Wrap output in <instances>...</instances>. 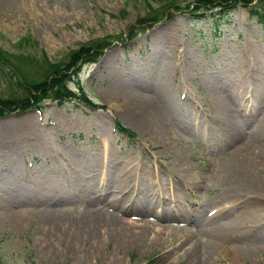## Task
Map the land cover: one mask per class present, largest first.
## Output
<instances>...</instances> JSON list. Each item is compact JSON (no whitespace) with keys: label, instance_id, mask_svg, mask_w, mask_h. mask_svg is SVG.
Masks as SVG:
<instances>
[{"label":"rangeland","instance_id":"rangeland-1","mask_svg":"<svg viewBox=\"0 0 264 264\" xmlns=\"http://www.w3.org/2000/svg\"><path fill=\"white\" fill-rule=\"evenodd\" d=\"M189 1L175 0L184 8L147 25L145 14L150 7L146 4L162 10L161 4L168 0H0V47L8 53L36 55L38 59L46 55L55 61L87 40L103 41L117 35L123 38V42L103 50L94 62L89 60L78 70L83 90L100 108L88 109L71 100L56 105L47 99L40 110L29 108L0 117V125L13 129L24 128L28 120L38 128L35 139L23 140L17 138V132L10 134L16 142L0 152V264H105L104 255L111 252L112 243H101L95 250L86 242L82 246L68 244L76 235L80 238L82 233L78 232L83 226L102 212V206L86 196L82 187L85 179L107 185L114 181L117 167L142 166V171L133 173L136 185L146 195L164 182L159 179L155 184L148 174L151 170L177 165L174 144L170 143L168 149L165 143L153 141L137 122L135 111L124 105L119 80L131 72L145 76L146 80L141 78L146 81L144 85H157L162 81V69L171 67L167 94L173 101L177 126L182 128L184 118L202 121L191 132L185 129L175 141L184 164L181 166H203L197 169L202 174L198 178L199 182L200 176L203 178L201 185L194 188L187 182V189H179L178 193L189 198L193 208L203 215L215 214L223 206L226 210L220 213V222L232 216L243 223L241 218L252 213L255 202L247 200L251 192L238 202L230 184L204 177L209 167L228 163L229 156L236 153L235 143L248 146L255 141L264 150V23L259 21L260 16L264 17V1L252 6L237 3L230 9L211 6L201 10L200 15H195L197 10L191 5L186 7ZM130 30L135 33L127 40L124 36ZM109 52L114 54L107 60ZM244 62L255 69L248 70ZM25 70L38 76L33 67ZM235 71L246 78L235 82ZM4 76L0 73V95L8 90ZM221 78H226L229 86L221 93L230 96V112L237 120L227 128L215 121L219 97H214V92L218 94L216 84ZM114 121L124 124L134 135L118 132ZM103 139L107 141L106 154ZM248 157L256 166L261 165L253 176L264 181V152L249 153ZM101 166H105L104 180ZM262 187L263 200L257 208L264 207ZM112 190L111 186L105 187L102 193L112 197ZM130 195L136 198L135 191ZM121 217L136 219L133 213ZM255 220L259 222H249L242 231L241 244L250 253L248 257L236 259L226 251V239L222 241L225 248L215 252L211 263L264 264V213ZM150 247L145 251L129 247L115 255H120L124 264H190L186 259H172L181 251L162 259V248Z\"/></svg>","mask_w":264,"mask_h":264},{"label":"bare ground","instance_id":"bare-ground-1","mask_svg":"<svg viewBox=\"0 0 264 264\" xmlns=\"http://www.w3.org/2000/svg\"><path fill=\"white\" fill-rule=\"evenodd\" d=\"M112 54L114 53L109 52L106 55V59L109 60ZM243 64V66H248V70L255 69V66L247 64V62ZM162 70L164 71L161 76L162 81L160 80L161 82L157 85H144V82H146L144 81L146 80L144 79L145 76L143 77L139 72L123 75L122 80H119V92L124 97V105L135 111L136 116H138L137 122L140 123V126H144L145 132L149 133L153 141L165 143V148H168L170 143L174 144L172 150L177 152L174 158V161L177 160L178 162L177 165L171 167L165 165L161 166L160 169L157 166L156 171L151 170L148 174L155 184L159 179H163L164 182L163 185L156 187L155 190L152 189L151 193L146 195L136 185L133 173V171L141 170L142 166L117 167L114 181L108 182L109 184L107 183V185L99 180L92 182L90 178L85 179L82 187L86 191V196L93 198L97 205H101L102 212L96 213L93 219L88 221L87 226H83L82 230L78 232V234L82 233L80 238L76 235L68 244L73 247L77 243H81L82 246L86 242L87 247L95 250L101 243H112L111 252L109 250L104 255L106 257L104 258L106 260L105 264H124L120 255H115L118 251L128 250L129 247H136L141 249V251H145L147 248H151L150 245L162 248V259L169 258V255H173L176 251H181L173 255L172 259L177 261L186 259L190 264H212L211 260L216 255L215 252L222 251L221 249L225 248L222 241L226 239L229 244V246H226V251L228 250L234 254L236 259L245 255L248 257L250 253L241 244V237L244 234L242 231L249 226V222L257 224L259 221L255 220L256 217L264 213V207H256L263 200L261 185L264 186V181L263 178L260 179L253 176L260 170L261 165L256 166L253 164L249 160L248 155L249 153H260L263 155V147L259 146L260 143L255 141L248 146H239L235 143L233 147L236 153L234 152L232 157L229 156L227 164L212 166L208 170L205 169L209 173L204 179L230 184L231 190L237 192L235 195L233 194L236 200L251 192L250 196L247 195V200L255 202V206L252 208V213H249L250 215L247 214L246 217L243 216L241 218L244 221L243 223H240L237 218L234 219L232 216L226 217L225 222H220L219 215L226 210L223 206H219L216 210L214 209L215 214L211 213L209 216L208 214L203 215L202 211L193 208L194 203L184 195L181 196L178 190L182 189L184 191V189H187V182L192 184L194 188L198 184L201 185L203 178L200 176V182L198 181L201 174H199L198 170L202 169L203 166H181L183 164L180 158L181 152L178 150L179 148L175 141L182 137L185 129L191 132L197 125L202 124V121L197 118L195 120L184 118L181 120L184 123L181 124L182 128L177 126L178 120L176 119L177 117H174L172 109L173 101L167 94V77L172 72V69L165 66ZM146 73H148L146 77H149L150 72L146 71ZM233 73L232 80L234 81L235 79L240 81L246 78V75L242 72L235 71ZM225 77L228 78V76ZM226 80V78L218 79L216 86L219 92H216L219 95L214 92V97H219H217L219 100L217 99L215 102L216 107H218L215 121H219L221 125L227 128L234 125L237 120H234L233 114L231 115L230 112L232 106L230 96L227 95L228 97L226 98L221 93L229 87ZM23 125L25 127L21 129L15 127L17 130L13 129L14 127L12 126L0 125V152H3L4 149L7 150V146L11 145L12 147V144L16 142L14 140L15 136L10 134H17L19 137H16L23 138V140L36 138L38 128L33 120H28ZM175 128H180L181 131ZM101 143L104 146L103 153H108L106 148L107 141L103 139ZM102 167L104 168L105 166H101L99 171L101 179L104 180L106 173ZM108 185L113 189L112 197H107V192L102 193L105 187H109ZM123 187H127V191H124ZM134 191L136 198L130 195ZM91 195L93 196L91 197ZM123 195L126 197L122 199ZM104 198L107 199L105 202ZM233 200L236 201L235 199ZM123 213H133L136 219L121 217ZM239 217L241 216L238 215ZM187 242L188 244H186ZM183 244L187 246L181 249ZM109 253L110 255L108 256Z\"/></svg>","mask_w":264,"mask_h":264},{"label":"trees","instance_id":"trees-1","mask_svg":"<svg viewBox=\"0 0 264 264\" xmlns=\"http://www.w3.org/2000/svg\"><path fill=\"white\" fill-rule=\"evenodd\" d=\"M264 0H190L186 6L197 10L196 14L206 8L229 9L231 6L245 3L246 6H252L262 3ZM150 7L145 16L147 17L144 23H155L161 17L168 16L172 11L183 9L184 5L175 0H168L166 4L162 3L161 9ZM195 14V15H196ZM170 16V15H169ZM259 21L264 22V17L260 16ZM135 32H128L126 38L132 37ZM103 39V38H102ZM120 35L110 37L108 39L87 40L86 42L76 46L75 49L66 51L67 53L61 59L50 61L47 56L42 55V58L27 56V54H16L5 52L0 47V73L9 76L5 77L8 90L4 95H0V116L6 113H16V111H25L27 108L41 107L42 103L47 100H54L56 103H63L71 100H79L86 106L96 107L90 95L85 93L83 86L79 83V67L87 61H94L103 49L111 45L114 40H120ZM33 67V70L38 76L29 75L25 68ZM6 68V69H5ZM5 69V70H4ZM32 70V71H33ZM13 78V79H12ZM73 83L74 86L71 84ZM119 132H124L127 135L133 136L122 123L115 122Z\"/></svg>","mask_w":264,"mask_h":264}]
</instances>
